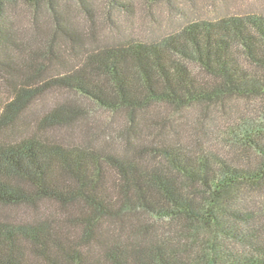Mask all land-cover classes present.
Instances as JSON below:
<instances>
[{
	"label": "trees",
	"instance_id": "16d2710c",
	"mask_svg": "<svg viewBox=\"0 0 264 264\" xmlns=\"http://www.w3.org/2000/svg\"><path fill=\"white\" fill-rule=\"evenodd\" d=\"M18 4L47 5L50 41L21 45ZM69 24L60 0H0V264H264V14L93 48Z\"/></svg>",
	"mask_w": 264,
	"mask_h": 264
},
{
	"label": "rangeland",
	"instance_id": "374dc122",
	"mask_svg": "<svg viewBox=\"0 0 264 264\" xmlns=\"http://www.w3.org/2000/svg\"><path fill=\"white\" fill-rule=\"evenodd\" d=\"M129 8H119L112 0H87L86 11L79 6L78 0H60L61 9L66 15L71 32L77 34L94 35L85 38L87 48L94 46H128L136 42L146 44L161 43L162 40L175 36L185 25L200 21H215L230 16H245L248 14H264V0H123ZM36 11L34 7L18 4L15 12V29L21 45L24 48H36L50 41L54 36V27L50 19L47 5ZM37 13V14H36ZM36 23L33 24V17ZM56 45L65 51V58L71 64L77 65L74 46L61 34H57ZM63 36V37H62ZM86 36V35H85ZM40 39L43 43L37 41ZM95 39V40H94ZM66 40V41H65ZM42 63L54 67L55 62L41 60ZM53 69V68H52ZM13 85L11 80L0 75V119L6 104L12 98ZM47 101L55 102L63 99L75 98L72 94L62 91H50ZM43 103L32 107V115L39 113ZM89 110L96 112V116L103 117V111L88 104ZM29 116V120L33 117ZM31 125V124H30ZM32 126V125H31ZM8 130V129H7ZM6 129L0 128V142L6 139ZM10 134V133H9ZM79 137V139H78ZM75 139L81 140L78 136ZM109 139V134H101L94 145H105L118 148ZM7 208H3V211ZM1 210V207H0Z\"/></svg>",
	"mask_w": 264,
	"mask_h": 264
}]
</instances>
